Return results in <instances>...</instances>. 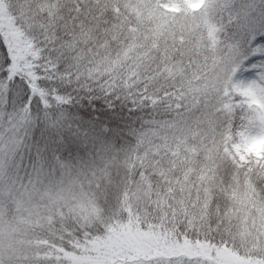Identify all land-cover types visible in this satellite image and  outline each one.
I'll use <instances>...</instances> for the list:
<instances>
[{
  "label": "snow or ice",
  "instance_id": "obj_1",
  "mask_svg": "<svg viewBox=\"0 0 264 264\" xmlns=\"http://www.w3.org/2000/svg\"><path fill=\"white\" fill-rule=\"evenodd\" d=\"M0 264H264V0H0Z\"/></svg>",
  "mask_w": 264,
  "mask_h": 264
}]
</instances>
